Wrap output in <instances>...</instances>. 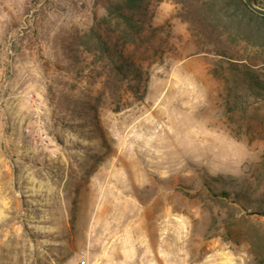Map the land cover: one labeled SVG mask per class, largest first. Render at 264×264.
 <instances>
[{
    "label": "rangeland",
    "instance_id": "obj_1",
    "mask_svg": "<svg viewBox=\"0 0 264 264\" xmlns=\"http://www.w3.org/2000/svg\"><path fill=\"white\" fill-rule=\"evenodd\" d=\"M105 2L0 0V264H264V66L153 0L142 98L81 46Z\"/></svg>",
    "mask_w": 264,
    "mask_h": 264
},
{
    "label": "trees",
    "instance_id": "obj_2",
    "mask_svg": "<svg viewBox=\"0 0 264 264\" xmlns=\"http://www.w3.org/2000/svg\"><path fill=\"white\" fill-rule=\"evenodd\" d=\"M181 6L185 18L199 33L208 39L219 56L241 65L251 61L250 55L259 58L264 66V16L253 12L244 0H172ZM257 2V0H255ZM153 0H106L105 13L81 38L83 51L102 65L107 78L114 75L120 82L142 98L141 81L144 71L136 66L130 48L149 52L153 41L147 32L153 27ZM246 57L240 56L241 50ZM238 64V63H235ZM248 66V65H247ZM145 88V87H144ZM141 98V99H142ZM264 256V243L254 242Z\"/></svg>",
    "mask_w": 264,
    "mask_h": 264
},
{
    "label": "water",
    "instance_id": "obj_3",
    "mask_svg": "<svg viewBox=\"0 0 264 264\" xmlns=\"http://www.w3.org/2000/svg\"><path fill=\"white\" fill-rule=\"evenodd\" d=\"M246 5L256 14L264 16V8H261L255 0H244Z\"/></svg>",
    "mask_w": 264,
    "mask_h": 264
},
{
    "label": "crops",
    "instance_id": "obj_4",
    "mask_svg": "<svg viewBox=\"0 0 264 264\" xmlns=\"http://www.w3.org/2000/svg\"><path fill=\"white\" fill-rule=\"evenodd\" d=\"M153 256L154 257L151 260L152 262L149 263V264H168V261L167 262L165 261L167 258H164L163 255H161L162 256V259H160V261H159V255L158 254H155ZM106 264H109V262H107ZM118 264H121V263H118Z\"/></svg>",
    "mask_w": 264,
    "mask_h": 264
}]
</instances>
